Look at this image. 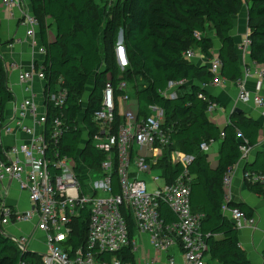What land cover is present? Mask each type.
<instances>
[{"label": "trees", "instance_id": "obj_1", "mask_svg": "<svg viewBox=\"0 0 264 264\" xmlns=\"http://www.w3.org/2000/svg\"><path fill=\"white\" fill-rule=\"evenodd\" d=\"M101 1L30 0L32 12L40 22L38 35L47 51L44 62L47 75L52 83L63 77L69 89L67 117L70 122L82 123L89 133L85 138L81 128L68 132L62 141V153L81 158L87 166L99 170L106 154L92 146V135L99 130L93 123V116L101 108L108 74L114 84L126 80L131 97L134 76L142 75L145 85L132 97L137 102L139 117L150 115L151 107L162 108L165 111L164 127L171 130V143L163 148L164 156L157 169L170 181L181 173L182 165L170 160V154L175 150L173 145L192 156L189 165L194 175L191 204L195 212L204 214L201 231L209 245V258L215 264H254L241 245L235 222L223 211L227 197L224 178L243 158L242 139L253 148L258 147L263 126L245 112H233L222 128L213 122L208 108L210 103L218 101L209 93L208 86L216 75L209 65L187 59L185 53L194 50L208 60L213 59L214 39L208 32L214 31L220 41V77L235 83L241 81L243 66L240 51L235 52L234 17L247 3L249 56L264 69V0H117L108 19H105ZM52 27L56 28L53 39L49 34ZM120 30L130 63L122 75L115 54ZM102 37H106L105 52L101 47ZM2 44L0 33V46ZM180 81L183 84L177 87L176 98L162 94L171 83ZM86 92L89 97L85 103ZM12 99L5 61L0 55V111ZM120 121L121 117L116 115V123ZM210 139L221 141L220 158L215 167L200 148ZM245 171L264 174V143L255 158L245 162ZM113 180L114 192L118 193L116 173ZM245 181L253 193L264 198V182ZM229 205L254 218L255 211L249 205L239 202ZM161 212L167 222L177 221L168 206H163ZM84 216H87L86 212ZM125 216L132 238L135 222L129 213ZM87 228L88 220L79 219L74 224L70 242L74 250L84 244ZM114 256L122 264L136 262L132 245L114 255L103 254L102 259L111 262ZM22 261L40 264L37 254H23L14 240L5 234L0 214V264H20Z\"/></svg>", "mask_w": 264, "mask_h": 264}, {"label": "built area", "instance_id": "obj_2", "mask_svg": "<svg viewBox=\"0 0 264 264\" xmlns=\"http://www.w3.org/2000/svg\"><path fill=\"white\" fill-rule=\"evenodd\" d=\"M2 4L10 10L21 8L20 23L26 28L25 41L32 62L26 67L17 60L6 61V55L0 52L8 81L12 71H17L25 93L19 101L8 84L13 99L0 111L1 224L7 227L30 224L34 231L43 233L45 251L30 250L31 233L10 236L5 230V234L14 240L23 254H37L40 264H122L117 256L108 262L102 259V255H114L129 245L133 246L135 264H215L207 254L209 245L201 231L204 214L195 212L191 204L194 175L189 165L192 156L172 151L171 161L181 164L182 171L171 181L162 174L153 173L159 153L171 143V130L164 127L165 111L151 107L150 115L139 117L129 83L121 80L114 84L108 74L101 108L93 116V123L99 126V130L91 139L92 146L106 154L100 169L87 166L81 158L62 153V141L68 132L81 128L88 138V130L82 123L70 122L67 117L69 89L63 77L52 83L45 61L38 60L47 54L38 35L39 19L24 6L23 0H2ZM248 34L249 31L239 44L244 58L250 53ZM10 47L14 44L11 43ZM185 57L195 59L197 53L188 50ZM221 63L219 55L209 60L210 70L216 75L212 84H221L223 80L220 77ZM254 74L258 78L255 91L248 90L245 82L240 81L238 98L243 103L264 108V69L256 67ZM250 75L251 71H248L246 77ZM182 84V81L171 83L162 94L176 98L177 87ZM88 97L86 92L85 103ZM219 108L217 102L210 103L208 114H214ZM116 115L121 117L119 124ZM242 141V159H247L253 147L246 140ZM214 143L215 140L210 139L200 148L207 152ZM114 173L119 181L118 193L114 192ZM230 173L224 178L227 197L223 211L239 231L257 229L254 218L229 205ZM245 178L251 182H264V174L246 172ZM8 181L16 182L27 193L29 209L22 211L6 203ZM150 182L156 184L152 190L149 189ZM163 206L169 207L177 221H166L161 212ZM126 213L135 222L132 238ZM79 219L88 220L87 235L84 244L74 250L70 242L74 224ZM136 233L149 237L152 251L139 262ZM20 264L27 263L22 261Z\"/></svg>", "mask_w": 264, "mask_h": 264}, {"label": "crops", "instance_id": "obj_3", "mask_svg": "<svg viewBox=\"0 0 264 264\" xmlns=\"http://www.w3.org/2000/svg\"><path fill=\"white\" fill-rule=\"evenodd\" d=\"M24 6L28 7L32 11V6L30 0H23ZM21 8H16L13 10L7 9L3 6L2 0H0V23H1V37L3 44L0 46V52L5 54L6 61L17 60L23 63L26 67L32 62V54L29 49L28 43L25 41L26 28L20 23ZM248 24V4L245 3L242 11L234 17V34L236 42V53L239 50V44L242 42L241 30L244 32L249 30L248 25L245 27L244 22ZM56 32V28L52 27L49 30L50 38L53 39L52 34ZM246 34V33H244ZM56 35V33H55ZM14 44V47H10V44ZM220 45V44H219ZM218 45V46H219ZM219 47L217 51L214 50L215 55L218 54ZM240 51V50H239ZM197 57L195 61L203 65H209V60L204 57V55L196 51ZM241 54V53H239ZM38 60L45 61L44 56L38 57ZM240 62L243 66V78L241 81L245 82V85L248 90L255 91L257 76L254 74L255 68L259 67L257 64L251 61V58L248 55L242 57L240 55ZM251 71V75L246 77V73ZM222 80L221 84H211L208 86V91L213 95L220 105V108L214 114H209L211 120L215 122L220 128L224 127L229 121L233 112L236 108H241L248 116L254 118L260 122L263 126L261 131V143L258 147L253 148L251 154L247 159H242L232 170V185L230 188L231 200L229 204H234L235 202L245 203L252 207L255 211L254 219L258 224L257 229L246 228L239 231L241 245L246 249L249 259L254 264H264V198L253 193L249 186L246 183V171H245V162L247 160H253L255 158L256 152L258 149L263 148L264 143V108L255 106L253 103H243L239 100V84ZM9 86L12 91L16 94L17 99L20 101L24 98L25 93L22 89V86L18 80V72L12 71L9 81ZM180 152L184 153L180 149ZM175 151V150H173ZM221 151V141H215L211 145L210 149L205 152L207 153L210 164L215 167L218 164ZM145 152V151H144ZM164 156V150L159 153L157 158V163L153 166L154 174H162L159 169H157L158 163L162 160ZM172 159V153L170 154V160ZM6 188L8 194L6 195L5 201L8 205L17 207L19 210L25 211L30 208L29 197L27 193L20 189L16 182L8 181L6 183ZM2 195L0 193V199ZM22 226L24 233L35 234L33 227L28 223H21L17 225H10L7 227L6 233L10 236L18 235L22 231L18 230L16 226ZM39 236L44 239L42 232H39ZM218 237V236H217ZM136 240L138 241V252H137V261L148 256L151 251L150 240L147 235H141L136 233ZM34 252H44L45 248L42 249L41 245L38 242L32 243ZM45 247V246H44Z\"/></svg>", "mask_w": 264, "mask_h": 264}, {"label": "rangeland", "instance_id": "obj_4", "mask_svg": "<svg viewBox=\"0 0 264 264\" xmlns=\"http://www.w3.org/2000/svg\"><path fill=\"white\" fill-rule=\"evenodd\" d=\"M104 0L101 1V6H103L104 8V15H105V19H108L110 18V15H111V11H112V8H113V5L116 3L117 0H108L106 1V3L104 4L103 2ZM248 24L247 22L245 21L244 22V26L246 27ZM249 30H246L245 32L243 30L239 31L241 32V35H242V39L245 37L246 34L244 33H247ZM55 31L54 33L52 34V36H55ZM210 35H212L213 39H214V50L217 51V47H219L218 45L220 44L219 42V38L217 37L216 33L214 31H211V32H208ZM122 34V30L119 31L118 35H117V40H116V44H115V54H116V60H117V66L119 68V73L122 75L123 73H125V71L130 67V63H129V58H128V55H127V51L125 53V50L123 47H125L124 45V41H121L120 39V36ZM105 39L106 37H102L101 39V47H102V50L105 52ZM125 60H126V63H125ZM107 64V63H106ZM105 66V64L103 65ZM134 85V89L131 88V91H132V97L135 96V93L137 90H139L142 86L145 85V81H144V78L142 77V75L140 74H136L134 76V81L132 83ZM133 99V98H132ZM133 103H135L133 101ZM135 107V105H134ZM173 148H175V151H179L176 147V145H173ZM159 184L161 185L162 183L159 182ZM156 186L155 183L153 182H150L149 183V189L152 190L154 187ZM4 230H7V226L4 225ZM18 228V230L20 231H24L22 229V226L19 225V226H16ZM35 242H38L42 249H44L45 245H44V239H42V237L39 236V232H35V234L33 235V240L30 244V250L34 251L33 249V246H32V243H35ZM39 253H42V252H39ZM213 264V263H211Z\"/></svg>", "mask_w": 264, "mask_h": 264}, {"label": "water", "instance_id": "obj_5", "mask_svg": "<svg viewBox=\"0 0 264 264\" xmlns=\"http://www.w3.org/2000/svg\"><path fill=\"white\" fill-rule=\"evenodd\" d=\"M120 38H121L122 41L124 40L123 32H122ZM235 112L242 113V112H244V111H243L241 108H236V109H235Z\"/></svg>", "mask_w": 264, "mask_h": 264}, {"label": "bare ground", "instance_id": "obj_6", "mask_svg": "<svg viewBox=\"0 0 264 264\" xmlns=\"http://www.w3.org/2000/svg\"><path fill=\"white\" fill-rule=\"evenodd\" d=\"M122 41V40H121Z\"/></svg>", "mask_w": 264, "mask_h": 264}]
</instances>
